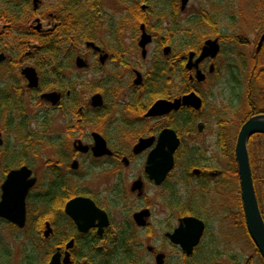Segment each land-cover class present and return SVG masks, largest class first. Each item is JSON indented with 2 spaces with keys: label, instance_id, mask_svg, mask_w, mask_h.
Listing matches in <instances>:
<instances>
[{
  "label": "flooded vegetation",
  "instance_id": "1",
  "mask_svg": "<svg viewBox=\"0 0 264 264\" xmlns=\"http://www.w3.org/2000/svg\"><path fill=\"white\" fill-rule=\"evenodd\" d=\"M238 39L194 0H0V204L12 172L35 180L25 225L0 215V231H37L41 264L56 254L61 264H109L110 247L132 248L147 231L182 264H220L242 230L264 264L235 153L241 127L264 114L260 91L220 108L202 90L222 78L239 88ZM250 82L264 89V66ZM191 93L199 107L183 103ZM19 243L25 264V242L2 237L0 264H12Z\"/></svg>",
  "mask_w": 264,
  "mask_h": 264
},
{
  "label": "rangeland",
  "instance_id": "2",
  "mask_svg": "<svg viewBox=\"0 0 264 264\" xmlns=\"http://www.w3.org/2000/svg\"><path fill=\"white\" fill-rule=\"evenodd\" d=\"M194 2H198V6L204 3L206 10L209 11L211 16L216 18V21L223 31L231 30L241 38L238 39L237 55L233 56L232 64L234 63L238 66V77L242 82V87L233 88L228 83L227 78H222L220 80L221 83L217 85L211 83L202 89L205 99L208 103H216L220 108H223L226 104L236 98L243 101V103H246L248 99L247 97H249L247 96V80L252 68L251 58L253 57V54L256 53L257 43L264 32V0H225L224 3H220L218 0H194ZM179 21H181V17L179 18ZM244 39L249 41L248 45H243V41H245ZM262 54L264 55V51H262ZM242 57L245 58L244 60L246 62ZM262 58H264V56H262ZM253 101L257 108H264V93L260 92L259 96L254 97ZM250 145L257 191L264 210V182L262 183L264 180V136L253 138ZM151 232L147 231L136 234L137 242L132 247L134 260L131 261V263L126 261L123 250L117 247H110L108 249V260H111V264H134L138 261L140 262L139 264L147 262L154 263L152 254L147 250L148 245H154L155 247H158V250L167 253L165 264H182L183 259L179 251L167 248L164 244L162 245V242H156L159 241V237H155V235L150 237ZM233 235L234 236L229 240L228 245L225 244V246L221 247L219 250L224 252L222 254V257L224 258L218 261L220 264H263L256 253L255 248L246 239L242 230L239 232L236 231ZM1 237L13 242H25V255H33L37 258V264L42 261V259L39 258L41 248L38 247L40 236L37 231L32 229V227L24 233L16 232L15 230L14 232L0 231V238ZM21 253L22 244L19 243L17 244L16 249H14L12 264H21ZM230 255L235 258L231 259L229 257Z\"/></svg>",
  "mask_w": 264,
  "mask_h": 264
},
{
  "label": "water",
  "instance_id": "3",
  "mask_svg": "<svg viewBox=\"0 0 264 264\" xmlns=\"http://www.w3.org/2000/svg\"><path fill=\"white\" fill-rule=\"evenodd\" d=\"M183 5H185L187 0H182ZM264 42V33L260 38L258 44V50L261 49L262 44ZM211 46L214 45V42H208ZM216 51H217V47ZM182 100H175L174 102H165L159 101L153 108L154 112H161V109L165 111H169L171 109H176L180 106ZM183 103L187 104H195L197 107L201 104V99L195 93H191L188 96L183 98ZM257 134L264 135V114L254 115L250 119H248L245 124L241 127L239 132L237 143H236V159L238 162V171L241 183V195L243 208L245 212L246 224L249 231V234L255 243L257 249L264 259V218L260 209L253 172L249 159V150L248 144L250 139ZM25 168L20 170H15L9 175L7 186L13 187V193L4 194V200L0 204V215L8 218L13 221V223L23 227L26 223V196L30 187L33 185L35 180H31L29 182H23L24 179ZM13 203V204H12ZM75 203V202H74ZM142 214L136 215L137 219L141 217ZM74 218L79 219L77 215H74ZM191 220V219H187ZM140 223V222H139ZM108 225V222H105ZM47 235V233H46ZM173 239L184 245V242L177 237ZM197 243V240L194 241V244ZM192 245L186 247L188 251L192 250ZM164 255L159 254L156 257L155 264H164ZM65 263H67V257L65 259ZM49 264H61L59 254H56L52 257ZM151 264V263H149Z\"/></svg>",
  "mask_w": 264,
  "mask_h": 264
},
{
  "label": "trees",
  "instance_id": "4",
  "mask_svg": "<svg viewBox=\"0 0 264 264\" xmlns=\"http://www.w3.org/2000/svg\"><path fill=\"white\" fill-rule=\"evenodd\" d=\"M262 56H263L262 52H260L259 54H256V53L253 54L252 68H251V71H250V74H249V78L247 80L248 96H250V95L255 96L259 91L262 92L264 90L263 87H259V86L262 85L261 82L258 83V86H257L256 83L251 84V82H250V84H248V82L252 78V74L259 73L261 68L264 66V61H263ZM256 79H258V78H256ZM256 79H253V81H255ZM237 81H238L239 88H241L242 87V85H241L242 82H241L239 77H238ZM131 241H134V239L133 238L125 239V243L126 244H128ZM121 250H123V253L125 254L126 261L128 263H131V261L134 260L133 248L128 247V245H126L125 247L121 248ZM25 258H26L25 264H37V262H36L37 258H35L33 255H31V254L27 255L26 254ZM39 258H40V255H39ZM139 263L140 262L138 261V262H135L134 264H139ZM39 264H41V262ZM109 264H111V260L109 261Z\"/></svg>",
  "mask_w": 264,
  "mask_h": 264
}]
</instances>
